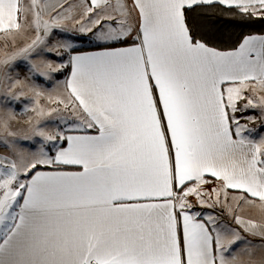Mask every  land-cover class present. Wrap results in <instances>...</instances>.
I'll list each match as a JSON object with an SVG mask.
<instances>
[{
	"label": "snow or ice",
	"instance_id": "6c2138e0",
	"mask_svg": "<svg viewBox=\"0 0 264 264\" xmlns=\"http://www.w3.org/2000/svg\"><path fill=\"white\" fill-rule=\"evenodd\" d=\"M209 14L264 0H0V68L28 63L8 92L35 105L0 114V264H264V137L236 115L264 117V34L214 46ZM65 69L56 97L31 83Z\"/></svg>",
	"mask_w": 264,
	"mask_h": 264
},
{
	"label": "rangeland",
	"instance_id": "374dc122",
	"mask_svg": "<svg viewBox=\"0 0 264 264\" xmlns=\"http://www.w3.org/2000/svg\"><path fill=\"white\" fill-rule=\"evenodd\" d=\"M80 44V43H78ZM85 45L79 46H87L89 42L84 43ZM48 59L52 60L53 62H58L61 58L55 56L54 54H47ZM63 73V72H62ZM7 76H11L12 80H8ZM61 73H52L53 79L45 80L43 77H34L31 83H35L36 85L40 86L45 92L47 89L52 85L53 80L55 79L56 75ZM28 75V63L23 60H19L12 64L7 68H0V108H3L4 111L7 113H12L15 116L14 121H19V124L13 126L16 129L24 128L27 125L21 124L22 121L30 120L34 117V113L32 109L35 107L34 103L32 102L31 94L27 96H20L19 99H13L12 95L8 92V86L12 84L16 78L20 80H24V78ZM14 92H19V87L13 89ZM42 105L51 109L56 107L54 103L49 102V100L45 97L42 98L41 101ZM237 118L241 119V123L248 124L249 128L253 129V135L256 137H264V117L260 115L258 109H248L245 113H237ZM246 116H253L255 118V122H249L243 117ZM57 117V113L53 112L51 116H45L40 118L41 124H47L49 128L52 125H57L58 127H62L59 120H54ZM13 121V122H14ZM36 147H39V143L41 141L40 137H36ZM24 144H28V141H23ZM4 149L0 148V152H3Z\"/></svg>",
	"mask_w": 264,
	"mask_h": 264
},
{
	"label": "trees",
	"instance_id": "16d2710c",
	"mask_svg": "<svg viewBox=\"0 0 264 264\" xmlns=\"http://www.w3.org/2000/svg\"><path fill=\"white\" fill-rule=\"evenodd\" d=\"M202 24L208 42L221 48L232 46L244 34H264V21L260 19L241 21L238 18L209 14ZM68 72L69 69H65L56 78H65Z\"/></svg>",
	"mask_w": 264,
	"mask_h": 264
},
{
	"label": "crops",
	"instance_id": "0c3cea01",
	"mask_svg": "<svg viewBox=\"0 0 264 264\" xmlns=\"http://www.w3.org/2000/svg\"><path fill=\"white\" fill-rule=\"evenodd\" d=\"M87 42H88L87 38H84V41L82 43L78 44V46L79 45H85L84 43H87ZM79 47L81 49H87L85 51H95V50H97L94 47V45L91 44L90 42H89V44L87 46H79ZM59 58H61V57H59ZM69 71H70V69H69ZM64 79L65 78H63V77L62 78H56L55 77V79L53 80L52 85H50V87L47 89L46 93H50L53 97H56V96L60 95L62 93V91H63L62 82L64 81ZM57 85H59V87H57ZM5 113H7V112L4 111L3 108H0V114H5ZM61 114L67 115V113H57V117L54 118V120H59L58 117ZM60 124H62V123L60 122ZM64 127L65 126L62 124V127L61 128L59 127V128L62 130V129H64ZM202 211L206 212V213H212L214 215L221 216V218L223 219V221L225 223H231L230 217H228L227 215H222L220 209H203ZM244 215L250 216L253 219H260L261 218V210L258 207L246 208Z\"/></svg>",
	"mask_w": 264,
	"mask_h": 264
},
{
	"label": "built area",
	"instance_id": "2783aa9c",
	"mask_svg": "<svg viewBox=\"0 0 264 264\" xmlns=\"http://www.w3.org/2000/svg\"><path fill=\"white\" fill-rule=\"evenodd\" d=\"M26 121H28V120H26ZM26 121H22L21 124L26 125ZM12 123H13V126H15V125L19 124V121H14Z\"/></svg>",
	"mask_w": 264,
	"mask_h": 264
}]
</instances>
